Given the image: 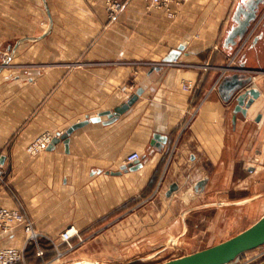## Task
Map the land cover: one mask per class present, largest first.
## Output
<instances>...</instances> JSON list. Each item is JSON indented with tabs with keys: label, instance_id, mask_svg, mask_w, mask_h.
Here are the masks:
<instances>
[{
	"label": "crops",
	"instance_id": "crops-1",
	"mask_svg": "<svg viewBox=\"0 0 264 264\" xmlns=\"http://www.w3.org/2000/svg\"><path fill=\"white\" fill-rule=\"evenodd\" d=\"M144 1L131 0L109 20L105 0H0V208L23 207L35 228L54 238L75 226L91 241L74 250L76 258L97 254L109 241L184 236L199 224L198 213L204 219L209 209L236 204L229 193L237 187L226 188L224 179L226 116L250 85L225 98V79L244 78L248 70L229 71L236 58L226 44L228 15L193 27L188 11L171 20ZM181 45L177 63L167 64ZM140 87L138 100L117 119L93 120ZM85 120L67 143L27 151L42 134L55 137ZM132 152L142 158L131 166ZM162 193L169 214L144 208ZM145 194L129 211L128 200ZM173 207L179 213L171 214ZM42 241L48 258V240ZM26 243L22 225L0 229V250ZM43 260L27 250V264ZM252 264H264V256Z\"/></svg>",
	"mask_w": 264,
	"mask_h": 264
},
{
	"label": "rangeland",
	"instance_id": "rangeland-1",
	"mask_svg": "<svg viewBox=\"0 0 264 264\" xmlns=\"http://www.w3.org/2000/svg\"><path fill=\"white\" fill-rule=\"evenodd\" d=\"M130 1L126 0L115 18H110L108 0H105L109 20L116 19ZM241 1L188 0L181 6L173 5L170 11L162 10L171 20L179 18V13L182 10L188 11L189 15L185 20L193 24V27L204 25L202 22L206 24L208 22L207 26L210 25V22L214 24L221 19L225 12L228 15V22L224 27V32H226L233 25L232 15ZM144 2L147 9L155 8L149 5V1L145 0ZM62 19L67 21L68 18ZM86 19V16L82 14V23H88ZM69 22L71 23L70 18ZM49 24L51 27V18H49ZM254 29L255 34L245 45L243 39L234 46L235 64L229 70L231 72L242 71L244 69H241L242 62L245 63V69L248 68L246 73L249 76L246 85H250L246 90L247 100L250 101L252 98V103L249 106H247V102L245 104L246 112L243 108L235 111L234 104L238 99H235L236 101L233 99L234 102L227 109L224 161L226 176L224 179H226V188L233 185L237 187L229 193L230 199L232 196L236 199V204L224 205L222 209H209V212H204V219L198 213L196 219L199 224H190V228L184 236L167 239L165 235H161V239L155 242L109 241L105 242L108 249L104 247L97 254H87L81 258H76L73 253L81 245L91 243L87 238L84 237V242H79L77 238L73 240L75 248L72 250H68V244L56 240L62 251L68 250L61 258L57 257L54 244L48 240L51 251L48 258L47 256L44 258L43 263L45 261L49 264H71L74 261L90 260L91 263L83 264H94V262L97 264H158L218 244L240 233L258 220L264 213V4L259 7L258 19L250 26L249 33ZM196 33L194 30V36ZM251 88H255L259 92L258 97H253L250 93ZM256 101H258L257 104L249 111L251 105ZM259 114H262V119L257 121ZM229 173L230 176L227 175ZM146 196L147 194L143 198H130L127 202L129 211H133V208ZM152 200L153 202H151ZM164 200L163 193L154 195V199H150V202L146 200L144 203L146 205L143 206L149 211H152L155 206L156 212L169 214V207H164ZM174 207L170 209L171 214L179 213L180 209ZM164 229L166 227L162 226L161 230ZM257 254L258 256H256ZM263 256L264 245L243 253L237 260L229 264H252Z\"/></svg>",
	"mask_w": 264,
	"mask_h": 264
},
{
	"label": "water",
	"instance_id": "water-1",
	"mask_svg": "<svg viewBox=\"0 0 264 264\" xmlns=\"http://www.w3.org/2000/svg\"><path fill=\"white\" fill-rule=\"evenodd\" d=\"M50 14V11H49ZM50 18L51 14H50ZM184 48V45H181L178 49L173 50L170 55L166 58L167 61L172 62L179 58L181 50ZM227 79V78H226ZM225 79V81H226ZM228 92L238 91L247 84V81H242L238 79L237 75H234L231 79H227ZM143 93V88L140 87L138 90L130 96L128 101L121 106L115 108L112 112H106L98 115L93 118L94 121H99L101 119V115L109 114L111 120L117 119L122 113L126 112L139 98V96ZM250 93L253 97H258L259 92L255 88L250 89ZM230 96L225 97L227 100L230 99ZM248 93H243L238 96L239 104L237 106L238 110H243L246 112L247 109L245 104L247 102V106L252 103V98L250 101H247L246 97ZM262 115L259 114L257 120L260 121ZM89 120L81 121L77 124L72 125L69 129H67L64 133L56 135L52 142L48 147H52L54 144L64 140L66 143L69 140L70 135L73 131L81 126H84L88 123ZM156 139H160L159 135L155 136ZM134 163H130L129 165H133ZM178 187L177 183H174L170 186L168 195H171ZM264 245V214L251 226L241 231L240 233L226 239L218 244L213 246L204 248L202 250L180 256L178 258H173L168 261H164L158 264H229L235 261L238 257H240L243 253L258 248Z\"/></svg>",
	"mask_w": 264,
	"mask_h": 264
},
{
	"label": "built area",
	"instance_id": "built-area-1",
	"mask_svg": "<svg viewBox=\"0 0 264 264\" xmlns=\"http://www.w3.org/2000/svg\"><path fill=\"white\" fill-rule=\"evenodd\" d=\"M126 0H108V11L109 17L115 18L118 12L123 8ZM149 5L158 9H164L170 11L173 5L181 6L188 0H147ZM177 61L168 62L167 64L173 65ZM192 84H187L185 88H191ZM54 138L53 134L47 132L39 136L34 140L28 147L27 151L36 155L43 150H45ZM142 158V155L139 152H132L127 156L128 163L139 162ZM4 171L0 167V179H3ZM15 225H22L26 234L27 243L21 247H9L0 250V264H18L24 263L27 264V246L30 242L35 243L36 246V255L42 259L46 256L45 248L41 245L43 238L51 241L56 249V255L58 258L64 256L68 250L75 248L72 243L74 239H78L79 242H84L85 239L81 235L78 228L75 226H70L65 229L59 236V238H54L48 234L42 233L35 228L34 220L31 216L23 209V207H18L16 209L0 208V229L4 232L9 231ZM56 240H59L60 243L68 244V250L62 251L60 249V244ZM239 258V257H238ZM237 258V259H238ZM236 259V260H237ZM43 264H49L45 262Z\"/></svg>",
	"mask_w": 264,
	"mask_h": 264
},
{
	"label": "flooded vegetation",
	"instance_id": "flooded-vegetation-1",
	"mask_svg": "<svg viewBox=\"0 0 264 264\" xmlns=\"http://www.w3.org/2000/svg\"><path fill=\"white\" fill-rule=\"evenodd\" d=\"M264 4V0H242L232 15L233 25L229 29L228 36L226 38V44L229 47H234L238 41H244V45L252 38L255 34V29L249 33L250 26L258 19L259 16V7ZM258 26V25H257ZM247 37V38H246ZM246 38V39H245ZM236 58V57H235ZM241 69H245V63L242 62ZM243 69V70H244ZM246 70V69H245ZM244 78L238 77L242 81H247V73H245ZM228 80H226L223 85V92L225 97L230 96L233 98L234 95L239 91L228 92ZM246 93V92H245ZM243 94V93H242ZM241 95V94H240ZM248 97V96H247ZM246 97V99H247ZM238 99V98H237ZM248 101V100H247ZM239 104V102H238Z\"/></svg>",
	"mask_w": 264,
	"mask_h": 264
},
{
	"label": "trees",
	"instance_id": "trees-1",
	"mask_svg": "<svg viewBox=\"0 0 264 264\" xmlns=\"http://www.w3.org/2000/svg\"><path fill=\"white\" fill-rule=\"evenodd\" d=\"M41 245L45 248V247H47L45 244H44V242L43 241H41ZM29 248H31V249H36V246H35V243H33V242H30L29 244H28V246H27V250L29 249ZM36 251V250H35ZM46 256H47V253H46ZM45 256V257H46Z\"/></svg>",
	"mask_w": 264,
	"mask_h": 264
}]
</instances>
